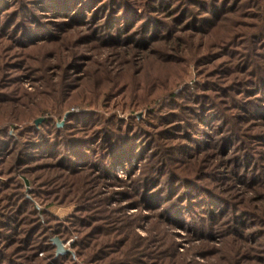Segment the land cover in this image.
<instances>
[{"label":"rangeland","instance_id":"1","mask_svg":"<svg viewBox=\"0 0 264 264\" xmlns=\"http://www.w3.org/2000/svg\"><path fill=\"white\" fill-rule=\"evenodd\" d=\"M0 264H264V0H0Z\"/></svg>","mask_w":264,"mask_h":264},{"label":"water","instance_id":"2","mask_svg":"<svg viewBox=\"0 0 264 264\" xmlns=\"http://www.w3.org/2000/svg\"><path fill=\"white\" fill-rule=\"evenodd\" d=\"M39 121H40V119H37V120H36V122H39Z\"/></svg>","mask_w":264,"mask_h":264}]
</instances>
